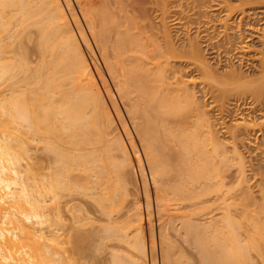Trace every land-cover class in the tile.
<instances>
[{"label": "bare ground", "instance_id": "1", "mask_svg": "<svg viewBox=\"0 0 264 264\" xmlns=\"http://www.w3.org/2000/svg\"><path fill=\"white\" fill-rule=\"evenodd\" d=\"M263 103L264 0H0V264H264Z\"/></svg>", "mask_w": 264, "mask_h": 264}, {"label": "rangeland", "instance_id": "2", "mask_svg": "<svg viewBox=\"0 0 264 264\" xmlns=\"http://www.w3.org/2000/svg\"><path fill=\"white\" fill-rule=\"evenodd\" d=\"M258 27V26H257ZM172 34H174V33H172ZM247 34V35H246ZM174 35H176V34H174ZM249 35V36H248ZM245 36H247V37H245ZM244 37H245V41L243 42V45L242 46H245V48L247 49H245L244 48V50L246 51L243 55H245L246 54V56H243L242 58H241V60H240V62L239 61H237L238 59H234L233 60V58H232V60L233 61H231V62H233L232 64L234 65V66H236V67H238L241 71H243V72H245V73H248L249 71H252L253 69H254V67H256V65H257V62H256V60H257V52H258V49H259V46H258V44H259V40L257 39V37H256V35H255V33H251V34H249V32L248 33H245V35H244ZM247 51H248V53H247ZM207 54H209V53H207ZM210 58H209V57ZM208 56H206V58L208 59V61H209V59L210 60H212V61H210L211 63H216L215 62V60L214 59H216L214 56H210V55H208ZM256 56V57H255ZM212 57V58H211ZM214 57V58H213ZM217 60V59H216ZM217 63H218V60H217ZM230 63V62H229ZM228 63V64H229ZM227 64V65H228ZM217 65V64H216ZM215 65V66H216ZM219 66V68H220V70L221 69H223V68H225L223 65H225L223 62H222V64L221 63H219L218 64ZM230 65V64H229ZM226 66V65H225ZM260 105V104H259ZM257 105V107H259L258 108V111H260V106H262L263 105V107L261 108V111L262 112H259L258 113V111H256L258 114H260V113H262V114H260V115H258L255 111H254V115H253V113L251 114V115H253V116H250L251 117V119H253V120H255L256 121V123L258 124L259 123V121L258 120H260V117H262V116H264L263 114H264V103L262 104V105ZM257 110V109H256ZM211 112H213L214 113V111H211ZM213 113H211V114H213ZM258 115V116H257ZM262 115V116H261ZM256 116V117H255ZM255 118V119H254ZM257 118V119H256ZM259 118V119H258ZM233 119V118H232ZM235 119H237L236 117L233 119V120H235ZM248 119V118H247ZM229 121L227 122V120H225L226 121V124H228L229 122H232V121H230L231 119H228ZM264 120V118L262 117V121ZM254 122V121H253ZM260 122H261V120H260ZM230 124V123H229ZM261 138V139H260ZM258 139L259 140H264V137H262V136H259L258 137ZM92 251L91 250H89V255H90V253H91ZM91 254H93V253H91ZM88 255V254H87ZM88 255V258L86 257V258H84L85 260H81V262L82 261H84V264L86 263V264H100V262H101V260L104 258H106L107 257V259L105 260L106 262H104L103 260V263H101V264H110V261H109V263H108V261L107 260H109V258H108V255H106L105 253L104 254H101L99 257H98V260L97 259H95L96 260V262L94 263V262H92V260L93 261H95L94 259H90V258H92V255H90L89 256ZM106 257H105V256ZM100 257H102V258H100ZM94 258V257H93ZM101 259V260H100ZM192 259V261H194V259L193 258H191ZM191 259H190V261H191ZM97 261H98V263H97ZM149 264H151V262L149 261Z\"/></svg>", "mask_w": 264, "mask_h": 264}]
</instances>
